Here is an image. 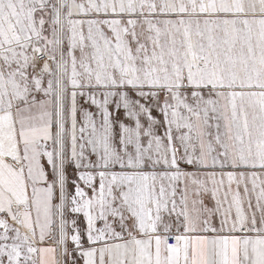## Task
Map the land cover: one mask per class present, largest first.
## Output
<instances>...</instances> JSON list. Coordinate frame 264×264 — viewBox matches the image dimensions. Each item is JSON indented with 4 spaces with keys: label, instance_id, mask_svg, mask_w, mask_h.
<instances>
[{
    "label": "snow or ice",
    "instance_id": "1",
    "mask_svg": "<svg viewBox=\"0 0 264 264\" xmlns=\"http://www.w3.org/2000/svg\"><path fill=\"white\" fill-rule=\"evenodd\" d=\"M0 264H264V0H0Z\"/></svg>",
    "mask_w": 264,
    "mask_h": 264
}]
</instances>
